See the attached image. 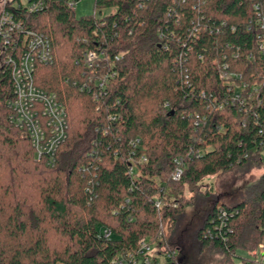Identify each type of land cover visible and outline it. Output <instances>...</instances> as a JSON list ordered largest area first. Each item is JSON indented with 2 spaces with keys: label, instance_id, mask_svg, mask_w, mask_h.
Listing matches in <instances>:
<instances>
[{
  "label": "trees",
  "instance_id": "trees-1",
  "mask_svg": "<svg viewBox=\"0 0 264 264\" xmlns=\"http://www.w3.org/2000/svg\"><path fill=\"white\" fill-rule=\"evenodd\" d=\"M78 1L5 7L51 42L53 63L36 66L35 84L65 106L68 134L52 163L37 161L8 121L11 76L0 68V264H116L142 240L167 251L186 190L264 166L255 10L264 0H95L76 17ZM197 238L228 262L239 249L254 253L264 243V173L252 206L214 203Z\"/></svg>",
  "mask_w": 264,
  "mask_h": 264
},
{
  "label": "built area",
  "instance_id": "built-area-1",
  "mask_svg": "<svg viewBox=\"0 0 264 264\" xmlns=\"http://www.w3.org/2000/svg\"><path fill=\"white\" fill-rule=\"evenodd\" d=\"M10 2L12 0L0 2V68L6 67L10 71L12 83L11 98L7 102L8 121L27 135L37 161L45 159L52 163L56 151L67 138V111L54 94L37 87L34 78L38 64L53 63L51 42L42 33L25 30L22 22L6 11L5 7ZM74 5L72 3L71 7ZM27 8L29 12H36L43 8V3H33ZM255 10L260 28L256 40L257 51L264 58V11L258 4ZM96 60V56L86 54L84 62L92 66ZM99 87L104 88L103 79ZM130 172L134 173V168H130ZM182 173L183 167L179 165L172 179L179 181ZM157 207H160V202ZM225 216L223 212L219 219L222 221ZM104 234L110 237L111 232L105 230ZM205 235H211V232L207 231ZM257 253L258 258L251 259L250 264H264V243L258 246ZM175 258H179L177 249L158 252L142 240L137 254L122 257L116 264H173Z\"/></svg>",
  "mask_w": 264,
  "mask_h": 264
},
{
  "label": "rangeland",
  "instance_id": "rangeland-1",
  "mask_svg": "<svg viewBox=\"0 0 264 264\" xmlns=\"http://www.w3.org/2000/svg\"><path fill=\"white\" fill-rule=\"evenodd\" d=\"M20 2L24 6L28 5V0H20ZM94 3L95 0H79L75 3L73 9L76 17L92 14ZM114 11V9H106L103 11V16ZM261 156L264 162V151ZM260 164L252 161L245 167L234 168L207 178L193 194L186 190L183 201L186 205L172 231L168 249H177L179 258L185 264H243L242 259L258 258V247L254 253L239 249L236 252L237 256L232 257L228 262L220 250L214 247L203 249L197 234L214 203L217 202L220 206L223 203L235 205L247 201L252 206L264 173V166ZM34 202L37 203L35 200ZM37 207L40 209L38 204ZM159 261L163 262L162 258H159Z\"/></svg>",
  "mask_w": 264,
  "mask_h": 264
}]
</instances>
